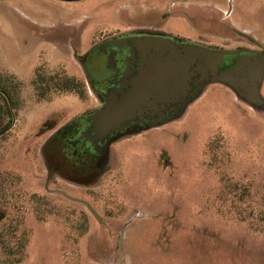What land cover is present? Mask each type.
<instances>
[{"label":"rangeland","instance_id":"374dc122","mask_svg":"<svg viewBox=\"0 0 264 264\" xmlns=\"http://www.w3.org/2000/svg\"><path fill=\"white\" fill-rule=\"evenodd\" d=\"M128 23L201 38L225 55L249 40L264 47V0H0V86L13 109L10 118L0 101V176L20 178L17 204L30 207L18 192L48 202L44 221L19 211L31 230L22 264H264V219L253 226L247 215L264 211L263 70L245 90L208 84L166 120L104 147L94 178L68 177L91 165L59 130L99 106L74 52L89 49L97 26ZM37 70L78 78L84 98H41ZM256 84L255 98L242 95ZM52 165L61 175L48 179ZM228 181L248 187L240 210L222 191ZM16 212L0 205V219Z\"/></svg>","mask_w":264,"mask_h":264},{"label":"flooded vegetation","instance_id":"af4514ba","mask_svg":"<svg viewBox=\"0 0 264 264\" xmlns=\"http://www.w3.org/2000/svg\"><path fill=\"white\" fill-rule=\"evenodd\" d=\"M58 1L74 4L86 0ZM105 24L97 26L91 32L89 49L83 55L74 52L75 58L80 61L81 67L88 74L89 85L99 96V106L93 112L82 115L59 130L60 135L67 136L69 142L79 144L80 152L88 154L91 165L90 170L84 163L82 167L77 165V176L68 177L94 178L97 174L100 153L104 147L122 136L137 133L146 126L166 120L175 112L176 107L189 103L199 90L212 83L210 73L205 75L200 72L203 61L192 56L189 88L184 94H180L179 91L173 98L171 95L168 98L165 96L163 100L151 98L142 104L129 119L108 130L99 129L98 121L94 119L95 113L102 111L112 102L119 101L141 80L144 73L155 69V63L165 62L169 65L171 61L178 59L177 57L187 60V53L191 54L200 47H206L202 45L201 38L176 35L171 30L170 34L161 36L152 25L128 23L127 26L119 27L113 24L111 26L114 28H107ZM164 39L167 43L160 44ZM253 46L257 49L252 48ZM207 48L219 50L213 47ZM172 50L176 57L171 55ZM243 60L249 63L252 76L255 77L259 73L262 75L264 47H259L255 40H249L247 46H237L229 55L223 56L218 70L226 71ZM52 167L53 170L50 169L48 172V179L51 173L61 175L59 165H52Z\"/></svg>","mask_w":264,"mask_h":264},{"label":"water","instance_id":"95a60500","mask_svg":"<svg viewBox=\"0 0 264 264\" xmlns=\"http://www.w3.org/2000/svg\"><path fill=\"white\" fill-rule=\"evenodd\" d=\"M165 43L167 42L164 39L161 40L160 44ZM189 53H187V60L186 58L183 59L177 57L178 59L171 61L169 65L165 62L155 63V69L144 73L141 80L119 101L112 102L102 111L95 113L94 119L98 121L99 129L108 130L124 120L129 119L142 104L151 98H160V100H163L165 96V98L170 97L169 95L173 98L179 91L180 94H184L189 88V69L192 56L198 57L203 61V65L200 66V72L205 75L210 73L212 76V83H228L238 91L245 90L247 87V78L249 74L252 75V72L249 63L246 60L240 62L234 69L220 72L218 70V65L225 55L224 53H219L218 50L208 49L207 47H200L194 50L191 54ZM171 55L176 57L173 50ZM258 89L259 86L256 84L253 88H247L246 93L243 92L242 95L248 99L255 98ZM0 92L6 96L11 113H13L12 104L8 96L3 91L0 90ZM14 121L15 117L13 115V123ZM67 197L74 202L85 205L91 214L100 222L97 212L88 202L71 198L69 196Z\"/></svg>","mask_w":264,"mask_h":264},{"label":"trees","instance_id":"16d2710c","mask_svg":"<svg viewBox=\"0 0 264 264\" xmlns=\"http://www.w3.org/2000/svg\"><path fill=\"white\" fill-rule=\"evenodd\" d=\"M40 72V70H37L36 83L37 85L39 84L41 98L49 99L52 94H72L81 99L84 98V85L78 78L69 76L64 72L52 76H45ZM0 90L5 94L8 93V90L3 86H0ZM0 101H2L3 113L11 118L12 113L7 98L1 92ZM11 123L12 121L9 119L2 130L7 129ZM19 179H15L11 173L1 174L0 176V205L6 208L12 207V209L18 211L13 216L0 219V264H22L28 256L27 250L30 244L31 230L25 227V216L19 211L31 210L37 220L44 221L46 219V216L41 213V207L48 205L44 196L18 192L17 195L21 194L25 196L24 198L30 204L29 208L19 205L16 201L12 200V197H15V191H11V188L19 182ZM222 191L226 195H232L230 201L231 207L240 210L238 205L243 201V196L248 193V187L228 181V183H224ZM247 215L253 226L258 221H263L264 219V211L255 210L252 206H249ZM84 233L82 232L80 235L82 236Z\"/></svg>","mask_w":264,"mask_h":264}]
</instances>
